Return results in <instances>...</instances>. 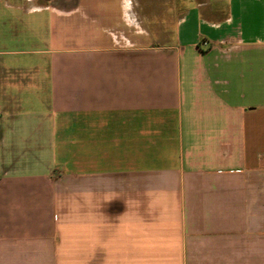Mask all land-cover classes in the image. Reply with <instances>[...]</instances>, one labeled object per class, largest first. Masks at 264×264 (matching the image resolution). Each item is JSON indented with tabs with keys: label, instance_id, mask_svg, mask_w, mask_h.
I'll list each match as a JSON object with an SVG mask.
<instances>
[{
	"label": "crops",
	"instance_id": "1",
	"mask_svg": "<svg viewBox=\"0 0 264 264\" xmlns=\"http://www.w3.org/2000/svg\"><path fill=\"white\" fill-rule=\"evenodd\" d=\"M50 1L49 76L0 62V264H264V0Z\"/></svg>",
	"mask_w": 264,
	"mask_h": 264
},
{
	"label": "rangeland",
	"instance_id": "2",
	"mask_svg": "<svg viewBox=\"0 0 264 264\" xmlns=\"http://www.w3.org/2000/svg\"><path fill=\"white\" fill-rule=\"evenodd\" d=\"M177 1L180 9L209 2V0ZM33 6H36L37 10H32ZM48 6H53V2L0 0V62H11L26 69L18 73L21 78L48 77L47 62L50 50L53 51L55 47L64 44L62 43L64 41H60L61 38L70 39V32H76L73 23L56 16ZM54 6L58 8V5ZM16 38L23 41L17 44ZM37 66H41V69L33 71Z\"/></svg>",
	"mask_w": 264,
	"mask_h": 264
}]
</instances>
